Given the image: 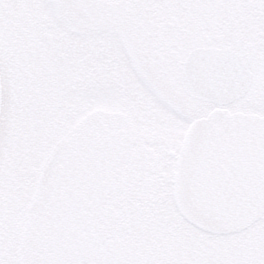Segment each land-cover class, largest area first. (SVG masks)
<instances>
[{
	"label": "snow or ice",
	"instance_id": "1",
	"mask_svg": "<svg viewBox=\"0 0 264 264\" xmlns=\"http://www.w3.org/2000/svg\"><path fill=\"white\" fill-rule=\"evenodd\" d=\"M0 264H264V0H0Z\"/></svg>",
	"mask_w": 264,
	"mask_h": 264
},
{
	"label": "rangeland",
	"instance_id": "2",
	"mask_svg": "<svg viewBox=\"0 0 264 264\" xmlns=\"http://www.w3.org/2000/svg\"><path fill=\"white\" fill-rule=\"evenodd\" d=\"M83 15V14H81ZM57 32H61L65 40L71 41L78 37L79 33L75 30L63 31L66 20L64 17H57L51 21ZM109 119L124 123L131 131L125 141V151L128 157L137 163H144L150 157L156 155L161 149V138L151 132L142 134L137 133L142 121L139 118H132L128 113L121 112L113 116L111 112L105 113Z\"/></svg>",
	"mask_w": 264,
	"mask_h": 264
}]
</instances>
